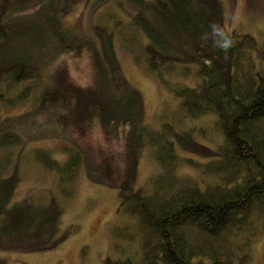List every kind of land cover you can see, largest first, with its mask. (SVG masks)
Masks as SVG:
<instances>
[{"label":"trees","instance_id":"trees-1","mask_svg":"<svg viewBox=\"0 0 264 264\" xmlns=\"http://www.w3.org/2000/svg\"><path fill=\"white\" fill-rule=\"evenodd\" d=\"M201 1L212 17L192 0L151 3L135 17L149 38L142 48L147 68L181 99L189 117L217 119L221 141L195 159L181 154L175 140L190 151L201 144L145 121L142 93L122 74L105 28L96 25L101 50L94 37L65 26L61 0H0V148L60 135L67 143L56 149L34 145L32 151L39 165L58 175L63 194H74L67 186L83 171L117 189V214L127 224L113 226L119 251L102 264H245L252 243L264 235V46L240 28L220 29L218 1ZM213 24L222 35L213 34ZM225 39L230 43L222 49ZM69 59H81L85 82L73 76ZM193 67L195 86L165 74ZM67 76L70 85L62 83ZM42 81L37 94L31 82ZM19 103L30 105L28 113L2 117L3 106ZM28 117L32 131L20 126ZM145 149L157 170L137 186ZM7 169L0 167V246L33 232L34 241L15 247L36 249L57 230L59 201L52 196L47 208L35 211L24 201L6 209L18 179V172L4 178ZM30 224L35 231L27 229ZM0 264L8 263L1 258Z\"/></svg>","mask_w":264,"mask_h":264},{"label":"rangeland","instance_id":"rangeland-1","mask_svg":"<svg viewBox=\"0 0 264 264\" xmlns=\"http://www.w3.org/2000/svg\"><path fill=\"white\" fill-rule=\"evenodd\" d=\"M162 1L165 0H61V8L65 26L72 32L94 37L101 50L103 48L96 25L105 28L106 37H112L114 57L122 74L142 93L145 121L158 132L163 131L175 138L178 133L183 135L184 141L191 139L196 144H201L190 151L180 149L179 147L187 148L186 144L175 140L181 154L203 159L210 153L207 146L215 148L222 139L216 117L214 114L199 118L189 117L180 105L181 99L147 68L143 55L142 48L148 44L149 38L142 29L136 28L138 26L135 24V17L142 11L146 14L151 3L160 4ZM192 1L197 6L205 5L201 0ZM217 1L216 21L220 29L232 31L240 28L256 36L264 46V0ZM204 7L212 17L213 10L207 5ZM68 63L73 70V76H79L85 82L87 69L80 68L81 59H69ZM165 74L173 82L190 86L196 84V67L188 73ZM62 83L70 85L68 76ZM31 87L39 94L44 82L39 85L31 82ZM29 106L25 103L13 107L3 106L2 117L14 118L28 113ZM23 120L25 123L20 126L32 131L31 117ZM64 143L67 142L62 136L48 134L22 146L0 148V167L6 165L8 168L3 173L4 178L18 172L14 189L8 193L3 203L6 209H12L16 202L23 201L31 211H35L38 205H41L42 209L47 208L52 196L56 197L61 207V212L56 218L57 230L47 239V243L39 244V247L33 250H24L25 246L16 248L15 246L35 240L33 232H28L23 236L11 237L1 244L0 259L6 260L8 264H102L106 255L118 254L112 228L114 225L125 228L127 221L125 216L117 214V189L92 181L83 171L73 185L67 186L68 189H73L74 194L66 196L62 192L58 175L43 168L34 159V145L56 149ZM52 153L58 158L61 157L57 151ZM179 169L190 170L185 165H181ZM156 170L155 160L149 150H143V154L138 157L136 185H145L149 176ZM33 228L32 224L27 225V229ZM249 252L245 264H264V235L255 239Z\"/></svg>","mask_w":264,"mask_h":264},{"label":"clouds","instance_id":"clouds-1","mask_svg":"<svg viewBox=\"0 0 264 264\" xmlns=\"http://www.w3.org/2000/svg\"><path fill=\"white\" fill-rule=\"evenodd\" d=\"M211 29L213 34L222 35L221 30L217 25L215 24L211 25ZM229 43L230 42L225 39L222 43L219 44V47H221L222 49H226L229 46Z\"/></svg>","mask_w":264,"mask_h":264}]
</instances>
